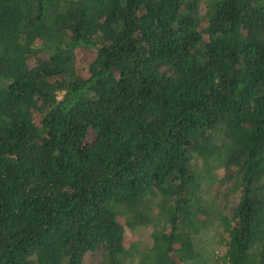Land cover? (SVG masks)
<instances>
[{
    "label": "trees",
    "instance_id": "16d2710c",
    "mask_svg": "<svg viewBox=\"0 0 264 264\" xmlns=\"http://www.w3.org/2000/svg\"><path fill=\"white\" fill-rule=\"evenodd\" d=\"M214 221L264 264V0H0V264H210Z\"/></svg>",
    "mask_w": 264,
    "mask_h": 264
},
{
    "label": "rangeland",
    "instance_id": "374dc122",
    "mask_svg": "<svg viewBox=\"0 0 264 264\" xmlns=\"http://www.w3.org/2000/svg\"><path fill=\"white\" fill-rule=\"evenodd\" d=\"M204 3L200 4V13L204 12ZM93 56V51L90 49L79 48L75 54L76 63L79 67H85L86 63ZM225 179L218 176L214 181L204 189L205 196L217 193L215 204L218 206L221 213L230 217L231 211L238 200V190H231L232 182L225 183ZM151 227L137 226L132 229L124 227V243L128 244L131 241L138 242L142 248L148 247L151 244ZM195 246L201 248L212 262L210 264H228L224 258L225 252V235L222 233L221 226L215 221L198 236L194 237ZM101 247L98 246L94 251L87 252L84 257V264H100ZM131 264H137L136 259Z\"/></svg>",
    "mask_w": 264,
    "mask_h": 264
}]
</instances>
